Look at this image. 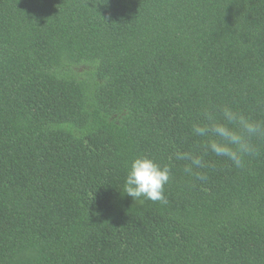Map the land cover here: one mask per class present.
Returning <instances> with one entry per match:
<instances>
[{"label": "trees", "instance_id": "trees-1", "mask_svg": "<svg viewBox=\"0 0 264 264\" xmlns=\"http://www.w3.org/2000/svg\"><path fill=\"white\" fill-rule=\"evenodd\" d=\"M223 105L264 120V0H0V264H264V138L236 168L192 131Z\"/></svg>", "mask_w": 264, "mask_h": 264}, {"label": "clouds", "instance_id": "clouds-1", "mask_svg": "<svg viewBox=\"0 0 264 264\" xmlns=\"http://www.w3.org/2000/svg\"><path fill=\"white\" fill-rule=\"evenodd\" d=\"M203 116V125H193L192 131L196 136L207 138L203 143L205 154L211 152L225 158L236 168L244 166L245 157L259 154L254 141L264 138V120L253 119L227 105L205 109ZM176 159L190 162L185 167L189 174L193 167L204 166L202 156L192 151L178 152ZM170 179L168 166L161 167L148 156H138L131 161L123 192L141 203V198L167 203L164 189Z\"/></svg>", "mask_w": 264, "mask_h": 264}]
</instances>
